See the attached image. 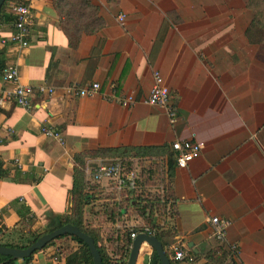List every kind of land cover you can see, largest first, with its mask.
<instances>
[{
  "label": "crops",
  "instance_id": "0c3cea01",
  "mask_svg": "<svg viewBox=\"0 0 264 264\" xmlns=\"http://www.w3.org/2000/svg\"><path fill=\"white\" fill-rule=\"evenodd\" d=\"M17 1L30 5L35 24L25 49L1 53L4 65L15 66L18 84L35 93L30 110L0 107V163L7 173L0 179V243L40 234L70 214L73 156L118 147H163L173 156L169 144L184 140L199 143L200 154L183 169L173 166L174 215L150 230L165 255L181 244L193 258L189 264H264V33L255 43L245 35L253 18L248 0H88L104 26L82 34L75 50L52 0ZM10 31L0 22V36ZM152 72L173 97V125L162 109L141 102ZM90 83L99 85L94 98L68 92ZM40 86L52 94L37 93ZM127 94L136 103L122 108L117 99ZM78 168L83 182L90 181L88 169ZM96 184L85 189L95 200L84 206L82 223L115 263L127 259L128 234H138L146 220L136 217L129 192ZM153 192L139 184L135 194ZM211 216L231 222L223 244L210 236ZM229 245L237 247L235 257ZM79 249L72 237H62L15 264H82ZM151 252L142 243L134 264H150Z\"/></svg>",
  "mask_w": 264,
  "mask_h": 264
},
{
  "label": "trees",
  "instance_id": "16d2710c",
  "mask_svg": "<svg viewBox=\"0 0 264 264\" xmlns=\"http://www.w3.org/2000/svg\"><path fill=\"white\" fill-rule=\"evenodd\" d=\"M8 3H21V2L17 0H5V2L0 7V22L10 23L12 21V16L9 13V10L6 6ZM52 7L56 13V16L58 17L60 30L67 39L68 47L72 50L76 49L79 43L80 36L82 34L92 35L104 26L103 20L98 16L97 8L91 5L88 0H52ZM246 7L252 12L253 18L250 22V25L245 31V35L250 42L255 43L260 41L264 33V0H248ZM3 66H4V60L2 57V53L0 51V71L3 68ZM89 152L92 154L91 157H112V158H120V159L128 158L129 160L125 161V163H127L128 166L126 168L127 170L133 171L136 186H138L137 183L139 179L141 180L142 178L138 161L146 158L153 159V158L165 157L166 165H165L164 180L162 179V176L157 175V179L159 177V180L157 182L158 185L160 183L161 184L164 183L165 197L168 200H170L169 197L170 195L168 193V184L171 176V171L174 166V160L172 154L169 153L167 149L163 147H148V148L118 147V148H110V149H98ZM85 156L86 155L81 156L80 154L73 156V161L75 165L73 167L72 186L70 189V195H71L70 214L66 216L57 217L55 222L53 224H50L49 229H47L45 232L36 235L33 234L30 235L29 240L27 239V242L24 245L10 242V243H0L1 246L8 248H23L34 242L40 235L49 232L51 230L57 229L62 225L70 224L78 228L81 232L85 233L93 240V244L100 256L101 264H112L109 263L104 258L101 249L96 246L97 237L94 234V232L92 230L85 228L82 223L83 208L89 202H88V196L85 193L86 186L84 185L83 182V175L82 172L80 171V168L78 167L83 166L84 159L87 158ZM120 161L122 162V160ZM123 166L125 168L126 165L123 164ZM6 176L7 173L2 169L0 163V179H6ZM145 183H146L145 185H150L149 181ZM135 192L128 193L131 195V199L133 200V205L135 207L134 208L135 215L137 218H143V220L144 219L146 220L144 227L148 228L149 230H152L153 228L156 227L161 228L162 226H160V223L163 216L172 217L174 215L171 206L168 208V210H165V204L160 203V199L155 192H153V194L144 193L141 195H136ZM154 236L160 243L161 239L159 235L154 233ZM63 237H67V236H63ZM73 239L76 240V242L80 247L78 252V257L81 260L82 264H92L91 257L89 255L86 246L76 238ZM52 242L53 241L49 242L47 245L51 244ZM160 245L162 246L161 243ZM36 252H34L33 254H35ZM32 255L26 259H23L22 261L24 263H28ZM6 260L7 258L0 256V264H15L16 262V261H12V262L10 261L5 263ZM157 263H158L157 256L155 252L152 250L150 256V264H157Z\"/></svg>",
  "mask_w": 264,
  "mask_h": 264
},
{
  "label": "built area",
  "instance_id": "2783aa9c",
  "mask_svg": "<svg viewBox=\"0 0 264 264\" xmlns=\"http://www.w3.org/2000/svg\"><path fill=\"white\" fill-rule=\"evenodd\" d=\"M7 8L12 16L9 23L10 32L8 36H0V51L12 47L17 50H23L28 45L29 34L35 24V16L30 5L25 3H8ZM123 16L119 15L117 20L121 22ZM12 84L8 88L6 84ZM39 94H52V89L45 86L36 88ZM99 85L90 83L83 87L71 86L68 92L71 96L80 99H90L98 95ZM113 92V88H111ZM35 91L30 86L19 85L17 81L16 68L13 65L5 64L0 71V107L4 104L11 103L24 110H30L33 106L31 98ZM142 104L160 108L163 110L168 124L173 125L178 120L177 109L173 103V97L168 89L164 86L158 72H152V85L147 97L141 101ZM136 100L131 94L124 95L117 99V104L122 108L133 106ZM40 133L44 136L60 141L59 135L45 127H40ZM169 149L173 153L174 166L183 169L188 163L196 159L200 154V144L191 141H174L169 144ZM89 178L92 183L105 182L111 185L116 192H135L137 189L134 173L132 170H125L120 160L97 163L89 172ZM155 193L160 199V203L165 204V210L171 205V201L165 197L164 183L155 188ZM210 230V236L218 243L226 242V234L231 222L216 216H211L207 220ZM139 233L153 235L152 232L142 227ZM134 233H129L128 237L133 239ZM171 256L169 261L174 263H192V256L186 252L181 244H174L170 248ZM228 252L231 257H235L237 247L229 245ZM126 258L112 264H125ZM23 264V263H20Z\"/></svg>",
  "mask_w": 264,
  "mask_h": 264
},
{
  "label": "water",
  "instance_id": "95a60500",
  "mask_svg": "<svg viewBox=\"0 0 264 264\" xmlns=\"http://www.w3.org/2000/svg\"><path fill=\"white\" fill-rule=\"evenodd\" d=\"M4 2L5 0H0V7ZM63 236H69L79 240L86 246L91 257L92 264H101V259L93 244V240L88 235L81 232L78 228L70 224L62 225L57 229L40 235L34 242L23 248H8L0 245V256L7 258L5 263L23 260L31 256L34 252L42 250V248H44L49 242ZM142 243H145L155 252L159 264H170L169 259L165 255V252L156 237L154 235H147L144 233L136 234L131 240L125 264H134L138 248Z\"/></svg>",
  "mask_w": 264,
  "mask_h": 264
},
{
  "label": "rangeland",
  "instance_id": "374dc122",
  "mask_svg": "<svg viewBox=\"0 0 264 264\" xmlns=\"http://www.w3.org/2000/svg\"><path fill=\"white\" fill-rule=\"evenodd\" d=\"M81 156L86 155L85 157H87V161L83 163V166L88 169V172H90L97 163H105L108 161H113V160H119L120 158H112V157H91L92 154L90 152H82L80 153ZM86 159V158H85ZM120 160H122V163L125 164V169L127 170L126 167L127 163H125V161H128V158H121ZM139 162V166H140V173H141V181L139 183L138 181V185L142 184L145 185L147 181L150 182L149 186H153V185H158V180L159 177L157 179V175L162 176V179L164 180V175H165V157H161V158H146V159H142ZM86 164V165H85ZM145 181V182H144ZM143 182V183H141ZM161 184V183H160ZM159 184V185H160ZM84 185L86 187H91V188H95L96 186H98L96 183H90V181H86L84 183ZM158 185V186H159ZM154 186V187H156ZM86 193V191H85ZM88 196V202L95 200V198L92 197V194H88L86 193ZM50 226V224H49ZM49 226L45 227V228H41L40 230L42 231L41 233L45 232L47 229H49ZM30 236H23V235H19L16 236L14 239H12V242L15 244H20V245H24L27 242V239L29 240Z\"/></svg>",
  "mask_w": 264,
  "mask_h": 264
}]
</instances>
